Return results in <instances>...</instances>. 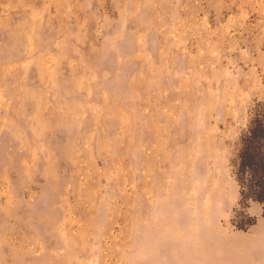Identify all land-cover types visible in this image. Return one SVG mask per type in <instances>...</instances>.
<instances>
[{"label":"rangeland","instance_id":"374dc122","mask_svg":"<svg viewBox=\"0 0 264 264\" xmlns=\"http://www.w3.org/2000/svg\"><path fill=\"white\" fill-rule=\"evenodd\" d=\"M248 145L264 0H0V264H264Z\"/></svg>","mask_w":264,"mask_h":264},{"label":"trees","instance_id":"16d2710c","mask_svg":"<svg viewBox=\"0 0 264 264\" xmlns=\"http://www.w3.org/2000/svg\"><path fill=\"white\" fill-rule=\"evenodd\" d=\"M250 132L252 135L253 133H255V129L252 128ZM242 158L245 160V162L249 161L250 162L249 164H251V166L254 167L255 171L264 173V154L259 151V148L257 146L252 147V146L248 145L245 149V152L243 153ZM220 243L224 244L223 247L225 248V250H228L226 247L231 248V245L229 244V241H227V240L226 241L223 240ZM218 247L221 249V251L223 250L221 248V246H218ZM232 250L233 251H231V250L230 251L237 254V252L235 251V247L232 246ZM226 252H228V251H226ZM216 256H217L216 253L213 252V257L215 258ZM217 258H218L217 262L222 264V263H225L228 261L229 262L233 261L235 258H237V255L234 259H225L224 257H220V256ZM214 261H215V259H214Z\"/></svg>","mask_w":264,"mask_h":264}]
</instances>
